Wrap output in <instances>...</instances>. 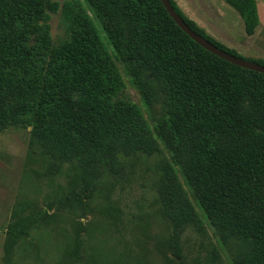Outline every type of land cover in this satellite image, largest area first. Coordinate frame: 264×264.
Wrapping results in <instances>:
<instances>
[{"label": "trees", "instance_id": "16d2710c", "mask_svg": "<svg viewBox=\"0 0 264 264\" xmlns=\"http://www.w3.org/2000/svg\"><path fill=\"white\" fill-rule=\"evenodd\" d=\"M84 1L147 105L143 75L157 82L166 115L152 132L80 0H0V130L30 128L56 159L111 167L119 157L160 155V141L209 225L236 242L233 264H264V75L205 51L160 0ZM169 2L193 32L241 58ZM223 2L253 36L261 25L256 1ZM51 15L62 32L56 40ZM157 168L160 216L178 256L179 234L200 219L173 167L161 159Z\"/></svg>", "mask_w": 264, "mask_h": 264}, {"label": "rangeland", "instance_id": "374dc122", "mask_svg": "<svg viewBox=\"0 0 264 264\" xmlns=\"http://www.w3.org/2000/svg\"><path fill=\"white\" fill-rule=\"evenodd\" d=\"M80 1L126 94L153 132L166 115L157 82L149 73L143 75L152 91L147 105L93 11ZM174 1L215 41L243 59L264 63V0H255L262 24L250 37L238 13L223 0ZM49 25L52 39L61 37L58 15H51ZM157 142L160 155L119 157L113 167L102 162L83 165L48 154L30 128L0 130V264H233L236 242L222 240L209 225L173 155ZM161 159L173 167L200 219V225H189L179 234L178 256L172 250L173 230L160 216Z\"/></svg>", "mask_w": 264, "mask_h": 264}, {"label": "water", "instance_id": "95a60500", "mask_svg": "<svg viewBox=\"0 0 264 264\" xmlns=\"http://www.w3.org/2000/svg\"><path fill=\"white\" fill-rule=\"evenodd\" d=\"M169 17L174 21V23L182 30L193 42L203 48L205 51L211 53L212 55L218 57L219 59L228 62L232 65L240 67L245 70L253 71L264 75V66L257 64L255 62H250L245 59L231 55L215 45L201 37L200 35L193 32L179 17V15L172 8L169 0H160Z\"/></svg>", "mask_w": 264, "mask_h": 264}, {"label": "crops", "instance_id": "0c3cea01", "mask_svg": "<svg viewBox=\"0 0 264 264\" xmlns=\"http://www.w3.org/2000/svg\"><path fill=\"white\" fill-rule=\"evenodd\" d=\"M260 18V17H259ZM261 20V19H260ZM260 22H262V21H260ZM262 24V23H261Z\"/></svg>", "mask_w": 264, "mask_h": 264}]
</instances>
